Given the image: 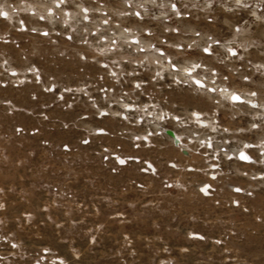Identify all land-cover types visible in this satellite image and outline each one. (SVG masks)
Here are the masks:
<instances>
[{
  "label": "rangeland",
  "instance_id": "rangeland-1",
  "mask_svg": "<svg viewBox=\"0 0 264 264\" xmlns=\"http://www.w3.org/2000/svg\"><path fill=\"white\" fill-rule=\"evenodd\" d=\"M107 3L117 10L116 0ZM185 11L166 22L179 25L177 34L164 33L159 22L142 25L153 30L152 44L169 60L173 55L200 60L199 49L215 41L227 49L221 42L236 37L241 14L250 19L246 11L238 16L219 4L206 13ZM99 15L89 14L90 20ZM20 21L0 19V256L10 264H264V167L228 162L220 170L209 168L190 150L193 144L185 141L188 133L178 130V122L136 112L141 104L151 111L149 100L155 98L159 111L180 117L199 109L205 116L216 107L221 111L230 98L172 86L167 73L154 83L157 66L151 59L143 68L124 63L117 83L110 78L117 71L110 63L81 59L84 49L73 33L51 31L30 14H21ZM43 27L49 28L47 36ZM255 29L249 39L259 40L264 25ZM94 37L95 29L89 39ZM157 37L187 43L177 53ZM185 46L194 51L184 52ZM139 50L143 60L144 42ZM137 84H143L144 94L132 92ZM78 87L84 91H75ZM127 93L138 98L127 110L112 102L127 100ZM237 94L246 101L242 91ZM225 115L234 138L239 120ZM164 127L174 128L177 145L163 135ZM205 185L213 186L211 195L200 191Z\"/></svg>",
  "mask_w": 264,
  "mask_h": 264
},
{
  "label": "clouds",
  "instance_id": "clouds-1",
  "mask_svg": "<svg viewBox=\"0 0 264 264\" xmlns=\"http://www.w3.org/2000/svg\"><path fill=\"white\" fill-rule=\"evenodd\" d=\"M116 2L118 8L116 11H113L109 7L107 0H61L60 7H57V0H45L43 3L40 0H0V13L4 14L0 19H6L9 23H22L20 21L21 14H30L33 20L37 22L44 21L49 25L51 31L54 28H59L61 35L64 32L73 33L81 41V47L84 49L78 55L90 57L97 63H100L101 60L110 63L117 69L116 72L111 73L110 78H115L117 83L119 82V78L124 76L122 67L124 63L131 64L135 68H143L145 61L151 59L153 65L157 66V70L154 72V80L163 79L164 74L167 73L171 78L172 86H187L193 94H203L209 97L212 94L208 91L207 85L211 83L216 87L219 96L229 99L232 92L229 93L226 89L221 90V88H218V85L215 84V76L212 74L213 69L210 67L203 68L202 65L204 63L199 59L173 55L171 60L177 62L176 64L179 69L173 72L166 55L161 59L158 55L159 48L153 47L151 42V38L155 35L153 30L149 31L150 27L142 26L144 21L159 22L164 25V33L177 34L180 32L179 25L177 27L166 26V22L174 21V18L180 17L182 13L186 14L185 10H194L193 14L196 15L198 12L206 13L214 4H219L228 13L235 12L239 15L243 11L247 12V16L250 19H245L240 24L236 37L230 43L238 49H242L238 59L240 61L247 60L249 68L252 70V75L243 77V80L251 84L253 82V75L259 74L260 77H264V59H259L258 63H252L248 59L250 54L249 49L255 50L259 57L264 58V36L259 40L249 39L252 37L253 26L264 24V0H223V2L221 0H175V2L173 0H116ZM177 3L181 5L179 10L176 8ZM66 9H70V11H66ZM106 9L108 15H104ZM98 13L100 15L96 19L90 20L89 14L96 16ZM136 13H140L139 17H137ZM43 28L46 29V32H49L48 27ZM177 28H179V31H177ZM93 29L96 30V37L89 39ZM35 30L41 31L42 29L37 28ZM189 34L191 33H185V35ZM237 37L240 38L239 44L236 43ZM129 38H132L133 41L139 38V42L130 43ZM157 40L159 43L165 44L166 47L177 50V53L180 51L181 43H187L183 39L175 43L162 41L160 37H157ZM140 42H144L146 53L143 60L140 59ZM187 51L188 49H184V52ZM63 54L61 53V55ZM185 68L191 69L193 76L204 81L206 87L199 89L194 87L192 77L185 73ZM238 71L239 69H237ZM134 74H136L135 70L128 73L129 76ZM177 80L180 81L179 84L176 83ZM140 85L139 88H133L132 92L140 91L141 94H144L142 91L143 84ZM261 87L264 88V84ZM254 89L236 88L233 92L242 91L247 98L245 103L261 110L258 114L260 124L254 123L252 128L264 129V100L258 102L261 92L256 88ZM75 91L81 92L84 89L78 87ZM253 92L256 95H252ZM124 95L128 97L127 100L117 98L112 102L119 105L121 109L128 108L129 103H137L138 98L133 99L128 93ZM147 96L149 99L153 98L151 93L147 94ZM149 107L151 111H146L145 107L141 104L137 107L136 112L138 114L145 112L146 116H152L156 120L165 119L168 115L167 112L159 111L160 105H149ZM256 118L254 117V119ZM190 124L189 115L180 116L177 123L178 130L184 131L185 134L191 131L193 138L197 139L193 130L187 127ZM209 127L212 128V131L216 130V126L211 123ZM261 145H264V139L261 140ZM0 260L4 264H10L7 257L0 256Z\"/></svg>",
  "mask_w": 264,
  "mask_h": 264
},
{
  "label": "built area",
  "instance_id": "built-area-1",
  "mask_svg": "<svg viewBox=\"0 0 264 264\" xmlns=\"http://www.w3.org/2000/svg\"><path fill=\"white\" fill-rule=\"evenodd\" d=\"M243 14H241L240 16V19H241L240 24L243 23V21L246 19L245 17L242 16ZM240 24L239 23L236 24L237 28L235 32H237V29H239ZM259 25L260 24L254 25L253 29L257 28ZM261 25H264V24H261ZM255 31L256 29L252 30V33L254 34ZM219 43L217 44L215 41L209 45L210 48L212 49L211 55L204 54L202 52V49H199V53L203 55L205 59L209 60V59H212V57H215L216 59L214 61V64H211L209 63L208 60L205 61L203 57H200V60L204 63L202 65L203 68L210 67L211 69H213L212 74L215 76V84L218 86L225 85L227 89H231L233 87H240V88L249 87L255 90L254 88H256L258 91L261 92L260 96L264 97V88L258 87L264 84L263 77L257 76L259 74H257L256 76L253 75L252 76L253 82L251 84H248L249 83L248 81L243 80V77L252 75L251 73L252 70L249 68V64L247 60H245L247 65H242L244 60L240 61L238 59V57L241 55L242 49H238L237 47L233 46L229 41L221 42V43L229 44L227 46V49H220ZM230 47L238 52L237 56H232L231 53L227 51L228 48ZM184 49H188L187 53H191L194 51V48L193 50H191L189 47H186V46L185 48H183V50ZM249 51L251 52L250 53L251 55L249 54L250 58L248 59L251 60L252 63H258L257 58H255V54L253 53V50L249 49ZM260 59H264V58L260 57ZM242 68H244L245 70L247 69L250 72L243 73L241 71ZM237 69H239L238 72H237ZM254 76L256 78H254ZM153 77H154V74L152 76V79ZM153 81L155 83V81H160V79L159 80L153 79ZM216 92H217V89H214L211 92L212 96H215L217 94ZM237 92L239 93V91ZM149 102H151L149 105H160L159 100L155 98H153L152 101L149 100ZM245 102L244 103H234L233 101H227L226 103L223 104L222 107H220V109H222L221 111L219 110L218 107H216V109H218L217 111L216 109H214L210 113H206L207 115L205 116L201 115L200 123H196V117H195L193 122L191 121V124L187 125L189 129L193 130L195 136L196 135L200 136V138L203 137V139L201 140H196L193 138V134L191 131H189L188 137L186 139L183 137L185 141L187 140L193 143L194 145L193 152L195 153V155L200 153V156L204 159V162H209V161L216 162L217 163L216 167H218V169L221 167L222 163H228V162L230 163L240 162L245 165H256V166L258 165L259 167H264V145H261V140L264 139V129H261V128L253 129L252 128V125L254 123L260 124V119L258 115L255 114L254 110H257L258 113H260L261 110L259 108L252 107ZM131 106L132 104H129V107ZM146 107L147 106H145V108ZM235 108H239V110L231 111V109H235ZM124 110H127V109H124ZM224 110L229 111V114L227 113L228 118H227V114L225 115ZM231 112H233V114ZM224 115L226 116L228 120L230 118L239 120V122H236L233 127L236 129V134L234 135L235 138L232 137L233 136L232 132L235 130L233 129L232 131L229 129L228 131V128L225 126L227 122L223 123ZM172 116L177 117L178 115H173L172 113H168L167 118L165 119H170L172 120L173 123L178 122V120L177 119L174 120ZM217 117L218 119L216 120ZM254 117H257V118L254 119ZM136 120H138L137 123L139 124V121L142 120V116H138L137 119L134 120V122H136ZM212 121L214 122V126H216L215 131H212V128L209 127V124ZM199 125L200 127L203 126L205 129L197 128V126ZM170 129H174V128H165L163 135H167L166 131ZM234 150H236L237 153H234L233 152ZM242 153L246 156L245 158L242 157L243 155ZM213 191H214L213 186L211 185L210 187L208 185V188L206 189V194L211 195Z\"/></svg>",
  "mask_w": 264,
  "mask_h": 264
},
{
  "label": "snow or ice",
  "instance_id": "snow-or-ice-1",
  "mask_svg": "<svg viewBox=\"0 0 264 264\" xmlns=\"http://www.w3.org/2000/svg\"><path fill=\"white\" fill-rule=\"evenodd\" d=\"M61 6V0H57V7H60ZM129 7H131L129 5ZM173 7H175V5H173ZM86 11V10H85ZM137 17H139L140 13H136ZM41 19H43V17H41ZM238 30V29H237ZM44 36H47L48 33L47 32H44L43 33ZM68 39H72L71 36L68 37ZM133 43H138V41H133ZM216 43L218 44L219 42L216 41ZM153 47H155L153 45ZM191 46H189L190 48ZM143 51V50H141ZM159 51V54L161 56H164L165 53L161 50V49H158ZM229 53H231L232 56H237L238 55V52L236 50H234L233 48H228L227 50ZM202 52L204 54H207V55H211L212 54V49L210 48V46H205L203 47L202 49ZM81 59H86V57H81ZM169 63L171 65V68L173 70V72H176L178 71V66L175 62H173L172 60H169ZM105 68L107 67V65L104 66ZM185 73L189 76L192 77V83H194L196 85V87L199 89V88H205L206 85L204 84V82L200 79H196L194 78L193 76V73L191 71V69H188V68H185ZM114 75V74H113ZM158 75V74H157ZM226 78V77H225ZM177 84L180 83L179 80L176 81ZM141 85L140 84H137L136 87L139 88ZM208 91H213V89H208ZM252 95H256L255 92L252 93ZM230 99L234 102V103H244L245 101L236 93V92H232L231 95H230ZM203 114L202 111H200L199 109H196V110H193V111H190L189 112V117H196V123H200V117L201 115ZM177 120H179V116L176 117ZM120 163L123 164L124 161L123 160H120ZM149 167H151V165H149ZM153 171H155V169H153ZM208 188V185H205L204 188H201L200 191L201 192H205V190ZM237 192H240L241 189L237 188L236 189Z\"/></svg>",
  "mask_w": 264,
  "mask_h": 264
},
{
  "label": "bare ground",
  "instance_id": "bare-ground-1",
  "mask_svg": "<svg viewBox=\"0 0 264 264\" xmlns=\"http://www.w3.org/2000/svg\"><path fill=\"white\" fill-rule=\"evenodd\" d=\"M237 28V27H236ZM220 45V44H219ZM160 49V48H159ZM203 49V48H202ZM162 50V49H161ZM167 60H169L168 58H167ZM195 85V84H194ZM196 86V85H195ZM222 89H226L229 93H231V91H229L227 88H221V90ZM237 93V92H236ZM240 96V95H239ZM241 97V96H240ZM242 98V97H241ZM249 105V104H248ZM216 110H218V109H216ZM147 111V110H146ZM162 111V110H161ZM218 119V117L216 118V120ZM165 129V127L163 128V130ZM172 131V130H171ZM228 131H229V129H228ZM235 138V137H234ZM191 143V142H190ZM191 144H193V143H191ZM193 148H194V145L193 146H191V149L190 150H192L193 151ZM194 153V152H193ZM195 154V153H194ZM243 154V153H242ZM198 155L200 156V153H198ZM242 157H246L244 154L242 155ZM213 162V163H212ZM238 163H240V162H238ZM211 164H213L214 165V169L215 168H217L216 166H217V163L216 162H214V161H209L208 162V165L207 166H209V168L211 167L210 165ZM243 164V163H242ZM212 171H213V169H212Z\"/></svg>",
  "mask_w": 264,
  "mask_h": 264
},
{
  "label": "water",
  "instance_id": "water-1",
  "mask_svg": "<svg viewBox=\"0 0 264 264\" xmlns=\"http://www.w3.org/2000/svg\"><path fill=\"white\" fill-rule=\"evenodd\" d=\"M167 135L173 138V142L177 145L178 144V140L177 138L174 136V133L171 130H167L166 131ZM185 153V152H184Z\"/></svg>",
  "mask_w": 264,
  "mask_h": 264
}]
</instances>
